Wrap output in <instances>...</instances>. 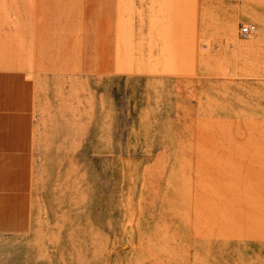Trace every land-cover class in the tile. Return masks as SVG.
Instances as JSON below:
<instances>
[{"label": "rangeland", "instance_id": "rangeland-1", "mask_svg": "<svg viewBox=\"0 0 264 264\" xmlns=\"http://www.w3.org/2000/svg\"><path fill=\"white\" fill-rule=\"evenodd\" d=\"M0 4V264H264V0Z\"/></svg>", "mask_w": 264, "mask_h": 264}, {"label": "crops", "instance_id": "crops-1", "mask_svg": "<svg viewBox=\"0 0 264 264\" xmlns=\"http://www.w3.org/2000/svg\"><path fill=\"white\" fill-rule=\"evenodd\" d=\"M1 5V4H0ZM3 5L0 6V12L5 17ZM0 23V104L6 105L3 109H9L10 101H13V97L19 98L21 84L20 67L25 63L24 61L29 57L23 52L20 36L16 33H11L9 21L1 20ZM36 26V23H35ZM37 27V26H36ZM7 29V31L5 30ZM31 55V54H30ZM9 70H14L19 73H15L14 76L8 74ZM12 81V85L9 82ZM17 81L16 84H13ZM12 99V100H11ZM15 106V105H14ZM15 108V107H14Z\"/></svg>", "mask_w": 264, "mask_h": 264}, {"label": "built area", "instance_id": "built-area-1", "mask_svg": "<svg viewBox=\"0 0 264 264\" xmlns=\"http://www.w3.org/2000/svg\"><path fill=\"white\" fill-rule=\"evenodd\" d=\"M257 29L256 26L253 24H246L242 26L239 30V35L241 39L247 40L252 37L256 33Z\"/></svg>", "mask_w": 264, "mask_h": 264}]
</instances>
